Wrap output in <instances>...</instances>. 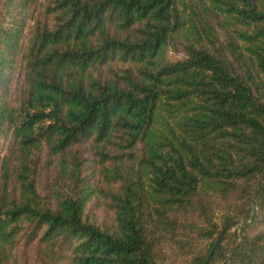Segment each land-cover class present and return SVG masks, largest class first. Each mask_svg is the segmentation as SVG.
Segmentation results:
<instances>
[{
    "label": "trees",
    "instance_id": "1",
    "mask_svg": "<svg viewBox=\"0 0 264 264\" xmlns=\"http://www.w3.org/2000/svg\"><path fill=\"white\" fill-rule=\"evenodd\" d=\"M0 264H264V0H0Z\"/></svg>",
    "mask_w": 264,
    "mask_h": 264
}]
</instances>
